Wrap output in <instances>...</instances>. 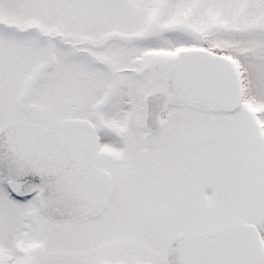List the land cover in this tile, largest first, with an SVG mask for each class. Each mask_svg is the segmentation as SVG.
I'll list each match as a JSON object with an SVG mask.
<instances>
[{
    "label": "snow or ice",
    "instance_id": "1",
    "mask_svg": "<svg viewBox=\"0 0 264 264\" xmlns=\"http://www.w3.org/2000/svg\"><path fill=\"white\" fill-rule=\"evenodd\" d=\"M0 264H264V0H0Z\"/></svg>",
    "mask_w": 264,
    "mask_h": 264
}]
</instances>
